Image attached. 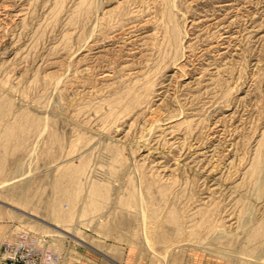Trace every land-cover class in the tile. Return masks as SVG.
<instances>
[{
    "label": "rangeland",
    "instance_id": "obj_1",
    "mask_svg": "<svg viewBox=\"0 0 264 264\" xmlns=\"http://www.w3.org/2000/svg\"><path fill=\"white\" fill-rule=\"evenodd\" d=\"M263 172L264 0H0V261L264 264Z\"/></svg>",
    "mask_w": 264,
    "mask_h": 264
},
{
    "label": "built area",
    "instance_id": "obj_2",
    "mask_svg": "<svg viewBox=\"0 0 264 264\" xmlns=\"http://www.w3.org/2000/svg\"><path fill=\"white\" fill-rule=\"evenodd\" d=\"M15 250V251H14ZM5 252L14 255H9L0 264H44L45 259L42 258L41 253L38 250L31 249L28 245L20 244V246L15 247H5Z\"/></svg>",
    "mask_w": 264,
    "mask_h": 264
},
{
    "label": "bare ground",
    "instance_id": "obj_3",
    "mask_svg": "<svg viewBox=\"0 0 264 264\" xmlns=\"http://www.w3.org/2000/svg\"><path fill=\"white\" fill-rule=\"evenodd\" d=\"M174 1V0H173ZM170 5H171V7L173 6V8H175L174 6V4H172V2L170 3ZM170 7V8H171ZM198 151V150H197ZM263 155V154H262ZM262 157V156H261ZM263 159V158H262ZM261 158H260V160H258V162L257 163H255L256 164V167H253V169H252V176H257V177H259V175L261 174V169H262V167L260 166L261 164H262V160ZM264 173V172H263ZM263 173H262V175H263ZM255 179H257V178H255ZM143 203V202H142ZM56 210V209H55ZM57 218H61L62 216H61V214H59V212L57 213ZM56 233H57V235H61V236H69L68 235V232H66V231H60V230H56L55 231ZM260 236V233H259V230H257V232L256 233H254V238L253 239H257L258 237ZM70 238H71V240H73L75 243H77V244H82V242H80V240H78V239H76L75 237L73 238V237H71L70 236ZM20 244H25V245H28L31 249H35V250H38V253L40 254L41 253V255H42V258L43 259H45L46 260V262L44 263V264H50L49 262H50V258L48 257V255H44V252L43 251H41L40 249H38V248H36V247H32L28 242L26 243V242H22V241H19V242H16V243H11V244H8V245H5L4 247H3V259L0 261V262H3L4 260H5V258L6 257H8L9 255H14V253L13 254H11V253H8V252H5V247H15V248H17V246H20ZM46 245H48V244H46ZM188 247V246H187ZM198 247V246H197ZM15 251V250H14Z\"/></svg>",
    "mask_w": 264,
    "mask_h": 264
}]
</instances>
